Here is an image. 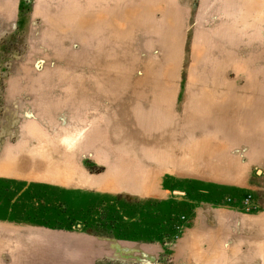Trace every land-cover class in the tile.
Wrapping results in <instances>:
<instances>
[{"label": "crops", "instance_id": "1", "mask_svg": "<svg viewBox=\"0 0 264 264\" xmlns=\"http://www.w3.org/2000/svg\"><path fill=\"white\" fill-rule=\"evenodd\" d=\"M206 1L211 0H202L199 7L196 33L199 41L196 40L192 57L187 54L186 58V62H192L189 73L195 78H219L217 73L242 62L244 73L239 77L259 80V84L245 88L199 87L188 92L185 87L162 90L153 85L118 88V82L116 89L86 84L70 87L66 92L53 87L50 79L53 71L46 69L47 66L57 67L61 62H57V66L48 64L43 48L72 45L77 30H81L77 26L72 29V21L76 23L72 2L63 5L56 0L51 3L35 0L32 9L23 12L21 0H0V62L3 59L1 48L12 45L13 32L27 31L23 39L27 41V49L11 60L7 86L0 89L3 110L0 178L72 187V175L69 176L71 181L61 177L62 169L71 171L72 151L61 146L47 152L45 134L32 133L29 128L39 125L35 123L39 120L54 121L52 112L55 110L62 111V122L72 121V126H80L75 123L77 119L73 120L72 110L95 102L105 108L106 115H102L98 136L87 145L100 158L102 170L76 175L75 185L129 196L164 199L173 196L187 201H191L186 186L189 183L228 191L230 195L252 186L264 190V0H214L210 12H207ZM254 2L259 11L254 9ZM122 3L123 0H116L110 14H123L117 8ZM174 3L166 7L181 12L182 22L177 23L180 27L171 29L174 22L167 18V10L153 17L151 11L146 10L127 23L132 29L128 26L126 32L123 23L119 26L118 18H112L116 24L110 26L99 8L95 10L93 5L90 4V8L86 5L83 46L90 51L107 47L111 52L108 59L113 61L116 56L118 64L125 61L122 52L126 47L135 50L140 47L142 57L136 59L138 62L184 61L180 56L187 52L186 43L182 42L187 5L186 0ZM96 7L103 8L99 4ZM211 14H220L217 19L221 20L208 23L206 19ZM228 18L233 22H226ZM158 31L164 54L156 58L157 45L149 54L143 53L142 46L151 45L143 40L154 37L152 32ZM129 38L143 42L131 44L126 42ZM172 47L174 50L170 49ZM111 48L117 53H112ZM89 61L87 57L86 62ZM96 77L102 78L98 73ZM60 134L55 136L59 146ZM66 158L69 161L62 162ZM166 192L171 195L165 196ZM222 195L218 194L215 200L195 202L190 225L182 226L178 237L168 242L176 256L172 264H189L190 250H230L229 255L236 259L231 264H264V199L260 213L233 214ZM23 228L41 233V240L35 239L38 246L33 250H19L22 255L27 254L25 262L24 256L10 261L5 252L0 253V264H94L108 256L123 260L117 250L128 246L140 250L135 259L143 264L141 260H146L148 254L141 251L149 250L151 254L154 253L151 250H157L143 242L93 236L89 231L85 232L90 236L85 237L88 243L83 247L75 241L76 234L43 225ZM235 250H244L243 263H238L239 252L236 254Z\"/></svg>", "mask_w": 264, "mask_h": 264}, {"label": "rangeland", "instance_id": "2", "mask_svg": "<svg viewBox=\"0 0 264 264\" xmlns=\"http://www.w3.org/2000/svg\"><path fill=\"white\" fill-rule=\"evenodd\" d=\"M46 1L51 3L53 0ZM115 1L102 0L103 3L101 4V0H56V3L63 5L72 2V14L75 16L76 21V23L72 21V29L77 26V29L81 28V30H77L76 36L71 41V46L43 48L44 55L46 53L48 55L46 56V58L48 57V64H56L57 66V62H61L57 67H46L48 71H53L50 76L53 87L66 91L70 87L72 89L75 86L79 87L87 84V86H93L94 88L103 86L105 89L106 87H114L116 89L119 82L118 88H144L153 85L162 90L169 87L173 89L185 87L188 88V92H192L199 87L205 89L213 86L245 88L259 84V80L239 77L241 73H244L245 65L242 62H236L225 72L217 73L221 76L219 78H195L189 73V66L192 62H186V58L187 54L192 57L196 49L198 13L202 0H186L187 6L184 11L186 15L185 23L183 24L182 42L186 43L185 51L187 52L180 56L184 61L164 63L138 62L136 59L139 60L142 57H140L139 53L140 47H138V50H135L134 47H126L123 52L121 51L123 56L125 55V61L118 64L116 56L113 61L108 59L111 52L107 47L93 51L85 49V46H83L85 36L82 31H84L86 5H89L88 8H90V4L93 5L95 10L99 8L100 12L105 14L103 18H106V23L110 26L114 23L116 24V21L111 19L118 18L119 26L123 23L126 28L124 29L125 32L129 26L127 23L133 17L138 16L139 12L146 10L151 11V17L154 14H165V10H167V18L172 19L174 22L171 26L172 30L180 27L177 23L182 22L181 12L173 10V7H166V4L174 6V2L177 3L179 0H123V3L117 6L118 12L121 13L123 11V14L118 16L110 14L113 11ZM206 2L208 3L207 12H210L214 0ZM34 3L35 0H21L20 9L23 12L31 10ZM98 4L102 5L103 8L96 7ZM253 6L256 11H259L256 2H254ZM220 17V14H211L207 16L206 20L208 23L218 22L221 19L217 18ZM231 18H228L226 22H233V20H230ZM129 28L132 29L131 26ZM242 29H246V27H242ZM152 33L154 37L148 38V36L145 37L147 39L143 40L151 43V45L141 46L144 50L143 53L149 54L153 52L154 45H157L154 49L156 50L155 57L157 58L160 54H164V51L160 47V42L162 41L158 38L160 32ZM25 37H27V31L24 33L13 32L11 36L12 45L7 46V48H1L3 58L2 62H0L1 90L7 86L11 60L15 56L24 54L27 49V41H23ZM143 41L139 39L133 40L132 38L126 40V42L131 44L134 42L142 43ZM170 49L174 50L173 47ZM113 50L114 48H111L112 53H117L113 52ZM86 53L90 63L86 62ZM38 66L40 68L41 64H38ZM96 73L100 74L102 78L96 77ZM76 106L80 107V105ZM104 111L105 108L98 104L96 105L95 102H88L80 110L78 108L72 110V118L73 120L74 118L77 119L75 123L80 124V126H72V121L62 122L60 118L62 111L55 110L52 112L55 117L54 121L39 120V122H35L36 124L39 123V125L29 128L32 133L37 134L38 131H42L45 134L47 141L44 146H46L45 150L47 152L50 149L55 150L54 147L59 148L61 146L66 147L68 151H72L71 171L68 168H64L61 172V177L64 181H69V176L72 175V187L40 181L0 178V222L11 225L7 226L0 223V253L5 252L6 257L10 261L21 259L24 256L23 261L25 262L27 254L22 255L19 250H33L39 244L35 239L41 240L42 238L40 232L24 229L23 227L43 225L53 230L76 234L78 239L75 241L78 246L83 247L88 243L85 241V237L90 235L113 237L124 242L134 241L150 244L157 250H151V252H154L151 254L148 253L149 250H142L141 254H148L146 260H141V262L144 261L143 264H172L176 256L174 250H170L172 245L169 246L168 242L177 232V226L186 227L190 225L194 217V204L196 201L215 200L214 198L218 194H223V200L226 204H230L227 208L233 214H256L263 210L264 190L260 186H257L258 188L253 186L246 187L247 189L243 188L240 192L238 191L237 195H230L227 194L229 193L228 191L220 192L211 190L201 184L189 183L186 184L189 199L191 201L195 199L191 202L178 200L177 197L173 196L165 199L151 196H129L119 192L90 190L75 185L73 180L76 179V175L83 176L88 173H99L102 170V166L99 163L100 158L95 155L91 150L92 148L88 147L87 143L98 136L103 120L102 115H106ZM2 116L3 110L0 103V118ZM84 125L86 128L82 131V135L79 138L77 137L78 139H72V134L78 132ZM58 134H60V146L55 137ZM64 136L66 139H63ZM51 159L53 158L51 157ZM68 161V158L62 160V162ZM51 169L53 170L52 167ZM182 184L185 183L182 182ZM165 194V196L171 195L169 192ZM247 194L252 195V204H255L256 207L248 208L239 204L241 199ZM177 196L179 197L180 195L177 194ZM214 205L218 206L219 204ZM87 231L93 234L86 235L85 232ZM235 251L236 254L239 252L237 254L238 263H243L244 250ZM117 252L119 253L118 255L124 258L123 260H116L108 256L98 259L94 264H141L135 259L140 250L128 246L123 248V250H117ZM190 253L192 254V259L188 261L189 264L191 262L192 264H231V262L236 261L234 255H229L230 250H190Z\"/></svg>", "mask_w": 264, "mask_h": 264}, {"label": "built area", "instance_id": "3", "mask_svg": "<svg viewBox=\"0 0 264 264\" xmlns=\"http://www.w3.org/2000/svg\"><path fill=\"white\" fill-rule=\"evenodd\" d=\"M252 195L251 194H247L245 197H243L242 199H241V201H240V203L239 204H242L243 206H245V207H256V205L255 204H252ZM183 219H185L184 217H182ZM181 226H177V232L175 233V235L171 238V240L170 241H172V240H175L177 237H178V235H179V232H180V230H181Z\"/></svg>", "mask_w": 264, "mask_h": 264}, {"label": "bare ground", "instance_id": "4", "mask_svg": "<svg viewBox=\"0 0 264 264\" xmlns=\"http://www.w3.org/2000/svg\"><path fill=\"white\" fill-rule=\"evenodd\" d=\"M84 128H86L85 125H84L82 128H80V129L78 130V132H76L75 134L73 133V134H72V139H74V138L76 139L77 137L79 138V137L82 135V131L84 130ZM70 134H71V133H70ZM69 136H70V135H69ZM69 136H68V137H69ZM66 137H67V136H66ZM64 138H65V136L63 137V139H64ZM78 138H77V139H78ZM65 139H66V138H65ZM70 139H71V138H70ZM75 139H74V140H75Z\"/></svg>", "mask_w": 264, "mask_h": 264}]
</instances>
